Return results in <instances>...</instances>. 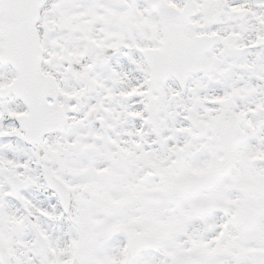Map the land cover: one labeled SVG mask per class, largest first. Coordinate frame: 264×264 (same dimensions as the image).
Here are the masks:
<instances>
[{
	"label": "snow or ice",
	"instance_id": "1",
	"mask_svg": "<svg viewBox=\"0 0 264 264\" xmlns=\"http://www.w3.org/2000/svg\"><path fill=\"white\" fill-rule=\"evenodd\" d=\"M0 264H264V0H0Z\"/></svg>",
	"mask_w": 264,
	"mask_h": 264
}]
</instances>
